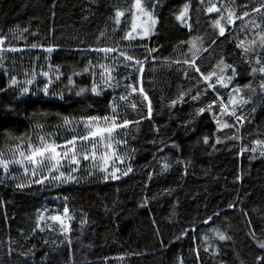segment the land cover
Wrapping results in <instances>:
<instances>
[{
    "label": "trees",
    "instance_id": "trees-1",
    "mask_svg": "<svg viewBox=\"0 0 264 264\" xmlns=\"http://www.w3.org/2000/svg\"><path fill=\"white\" fill-rule=\"evenodd\" d=\"M140 2L0 0V161L78 155L0 162V264H264V0Z\"/></svg>",
    "mask_w": 264,
    "mask_h": 264
},
{
    "label": "rangeland",
    "instance_id": "rangeland-1",
    "mask_svg": "<svg viewBox=\"0 0 264 264\" xmlns=\"http://www.w3.org/2000/svg\"><path fill=\"white\" fill-rule=\"evenodd\" d=\"M137 5V4H136ZM137 7V6H136ZM144 8V3L140 2V7ZM139 24V20L135 21V26ZM259 29V27H258ZM264 38L261 37V39ZM1 42L3 39H0V50ZM88 128L87 139L85 140H95L98 144L96 147V154L100 156L103 160V168L106 171H109L110 159L113 156L114 147L112 141L113 130L116 128L112 122L106 119H91L85 123ZM111 129V131H107ZM96 133V135H93ZM75 140L72 143H65L62 145L59 144H46L44 147L36 148L30 152H21L10 155V159L1 160V164H7L8 166H13L14 162L23 166V170L29 174L31 178L34 176L45 179L46 177H58V178H71L73 176V171L76 169L77 154L75 153ZM70 144V145H67ZM100 146V147H98ZM55 149V151H50V149ZM49 149V151H45ZM44 151V155L37 156L32 160H29L28 157L33 155L35 151ZM2 159V158H1Z\"/></svg>",
    "mask_w": 264,
    "mask_h": 264
},
{
    "label": "snow or ice",
    "instance_id": "snow-or-ice-1",
    "mask_svg": "<svg viewBox=\"0 0 264 264\" xmlns=\"http://www.w3.org/2000/svg\"><path fill=\"white\" fill-rule=\"evenodd\" d=\"M136 6H137V7H140V0H137V5H136ZM213 10H214V9H209V11H213ZM122 15H123L122 12H117V16H118V17H119V16H122ZM183 15H184V13H181V18L183 17ZM245 15H247V13H245ZM223 31H224V29L221 28V29H220L221 34H223ZM129 37L131 38V34H129ZM108 51H111V50H108ZM128 59H131V57H128ZM197 71H198V69H197ZM261 71H264V69H261ZM212 75H215V73H213ZM205 79H207V77H206ZM25 91H27V89H25ZM133 91H136V89L133 88ZM140 91H143V89L141 88ZM237 91H238V90H237ZM233 103H235V101H233ZM133 107H135V106H133ZM201 111H203V109H202ZM121 126H127V122H125V125H121ZM224 126L227 127V125H224ZM107 131H111V129H108ZM93 135H96V133H93ZM85 139H87V138L85 137ZM69 143H72V142H69ZM45 151H49V149H45ZM50 151H55V149H54V148H53V149H50ZM42 155H44V151H39V150H37V151L33 152V155L30 156V157H28V159H29V160H32V159H34L35 157H37V156H42ZM129 171H130V169H129ZM113 178H117V177L113 176ZM53 219L59 220L60 217H53ZM221 239H224V237L221 236Z\"/></svg>",
    "mask_w": 264,
    "mask_h": 264
}]
</instances>
